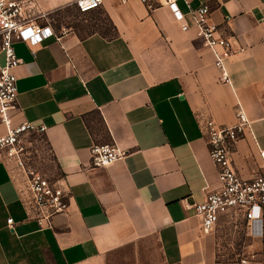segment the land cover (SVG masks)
Here are the masks:
<instances>
[{
    "label": "crops",
    "instance_id": "obj_1",
    "mask_svg": "<svg viewBox=\"0 0 264 264\" xmlns=\"http://www.w3.org/2000/svg\"><path fill=\"white\" fill-rule=\"evenodd\" d=\"M73 1L33 0L55 16ZM187 1L206 3L211 23L242 47L225 62L229 84L220 81L184 0H177L180 21L164 6L103 0L88 12L98 14L88 33L61 31L55 22L58 38L34 52L13 43L21 63L12 122L46 126L36 137L68 184L69 207L40 229L26 216L16 172L0 159V264H264V211L245 247L249 259L220 261L215 234L201 230L191 206L218 188L198 119L232 125L239 104L251 132L237 142L232 167L245 178L260 171L264 0ZM107 142L124 155L90 167V146Z\"/></svg>",
    "mask_w": 264,
    "mask_h": 264
},
{
    "label": "built area",
    "instance_id": "obj_2",
    "mask_svg": "<svg viewBox=\"0 0 264 264\" xmlns=\"http://www.w3.org/2000/svg\"><path fill=\"white\" fill-rule=\"evenodd\" d=\"M102 1L74 0L72 6L79 13H88L98 9ZM117 1L124 4L130 0ZM138 1L149 10L167 7L177 21L184 17L177 0ZM184 2L198 35L213 55L214 66L220 71V81L229 84L225 62L238 54L242 47L236 45L233 36L223 35L211 23L210 8L206 3L192 7L187 0ZM55 22L54 11L39 10L33 0H0V54L4 56L3 63L0 62V122L5 127V132L0 135V159L16 172L15 177L21 185L20 201L26 216L36 221L40 229L52 228L53 218L68 211L69 187L62 175L50 174L40 167L42 159L49 155L36 136L43 133L46 126L27 120L17 124L12 122L11 111L17 108L14 69L21 63L13 43L25 42L34 52L33 47L43 40L52 36L58 38L53 27ZM60 29L65 31L64 26ZM235 118L232 125L219 124L210 117L198 119L218 177V188L191 205L204 233L213 231L219 218L229 213L241 216L251 227L257 226L264 211V147H258L260 171L249 178L238 174L232 167L231 154L237 142L246 132H251V128L239 104L235 108ZM89 151L92 168L106 167L125 153L114 142L92 144ZM7 223L12 227L11 217Z\"/></svg>",
    "mask_w": 264,
    "mask_h": 264
},
{
    "label": "rangeland",
    "instance_id": "obj_3",
    "mask_svg": "<svg viewBox=\"0 0 264 264\" xmlns=\"http://www.w3.org/2000/svg\"><path fill=\"white\" fill-rule=\"evenodd\" d=\"M97 13H79L74 8L55 16L58 24L69 28V26L80 30L81 33H88L91 30L90 24ZM50 157L41 161L42 169L54 174ZM258 225L251 227L237 214L222 215L213 230L216 238V256L220 261L241 262L249 259V252L246 246L252 243L255 233H258Z\"/></svg>",
    "mask_w": 264,
    "mask_h": 264
}]
</instances>
